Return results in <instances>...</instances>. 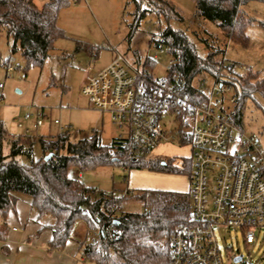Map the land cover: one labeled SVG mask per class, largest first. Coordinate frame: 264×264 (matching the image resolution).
<instances>
[{"label":"trees","instance_id":"obj_1","mask_svg":"<svg viewBox=\"0 0 264 264\" xmlns=\"http://www.w3.org/2000/svg\"><path fill=\"white\" fill-rule=\"evenodd\" d=\"M74 1L79 0H42L39 3L35 0H0V30L12 39L11 52L20 51L25 62L24 69L42 66L55 40L65 37L57 19L60 10ZM142 1L127 0L134 4L133 27L151 10L162 15L166 21L182 18L167 0H146L148 8H142ZM246 1L194 0L195 16L216 22L230 42L245 47L248 43L246 30L252 22L241 9ZM153 40L157 47H164L171 56L172 65L166 70L163 80L177 74L182 84L178 93L191 102L203 101L205 97L194 85L195 77L206 73L216 80H223L222 71L226 67L223 60L215 52L198 56L183 30L172 29L168 25ZM7 64L8 60H4L3 65L6 67ZM144 65L152 74L154 61L144 59ZM249 72L226 77V82L232 84L236 91L235 118L240 125L244 101L254 92L264 97V79H258L257 74ZM31 138V135L9 137L0 120L1 241L5 240L7 214L14 210L16 204L15 193H21L30 197L31 207L38 216L49 214L53 217L49 226L52 234L47 245L49 251L62 250L73 237L75 225L80 222L83 224L80 255L94 264L169 263L170 239L174 229L191 222L187 191L129 189L118 196L106 191L95 194L91 187L70 177L68 170L74 169L78 173L118 165L125 169L146 168L190 176L189 157L183 159L179 167L158 156L129 161L114 152L117 145L113 139L103 144L100 137L94 134L91 139L73 140L65 131L63 135L38 137L43 155L35 160L31 156ZM4 142L8 147L6 154L3 151ZM179 142L189 143V134L180 132ZM47 155L49 157L45 159ZM129 200L140 202L142 210L122 211V203ZM115 206L118 210L111 215L110 209ZM97 233V240L92 243L90 238Z\"/></svg>","mask_w":264,"mask_h":264},{"label":"rangeland","instance_id":"obj_2","mask_svg":"<svg viewBox=\"0 0 264 264\" xmlns=\"http://www.w3.org/2000/svg\"><path fill=\"white\" fill-rule=\"evenodd\" d=\"M167 1L181 15V20L173 18L166 21L162 15L151 10L134 27V4L127 0L72 2L60 10L57 19L65 37L55 40L53 49L40 67L24 69L25 62L20 51L11 52L13 41L4 30H0V120L7 134H22L16 126V120L23 117L26 111L31 112L34 107H38L45 118L36 132L31 131L33 159L37 160L43 155L38 137L56 135L59 126H65L73 140L87 137L92 130H96L101 142L108 144L121 130L110 121L108 114L89 105L81 92L85 76L104 67L119 52L129 60L149 57L154 61V77H165L166 65L171 56L164 47H161L160 53L153 38L168 25L187 34L198 56L217 53V57L226 66L221 79L244 75L247 73L246 67H250L248 72L257 74L258 79H264L263 0H247L241 6L242 12L252 21L246 30L248 43L245 47L230 42L216 22L196 17L194 0ZM141 6L148 8L147 1L143 0ZM4 60H8L7 65H20V69L8 72L3 65ZM227 64H231V70ZM193 81L195 85L202 81L201 89L206 94L214 83V77L205 73ZM55 119L59 124L53 123ZM163 123L168 131L178 125L173 117L166 115L162 118ZM240 128L247 135H256L264 149L262 95L254 92L244 101ZM7 150V143L4 142L5 154ZM152 154L179 167L180 162L190 155V144L179 141L161 143ZM68 175L91 187L95 194L106 190L116 196L129 189L185 192L189 186L187 174L146 168L125 169L118 165L81 171L80 178L76 170L69 169ZM15 195L30 198L21 193ZM121 209L125 212H138L142 210V204L133 200L124 201ZM47 215L43 219L51 220V215ZM82 227L83 224L78 222L74 230L81 234ZM217 243L225 264H264L263 232L252 244H246L238 230H226L217 236ZM235 254H242L243 261L234 263L232 256Z\"/></svg>","mask_w":264,"mask_h":264},{"label":"built area","instance_id":"obj_3","mask_svg":"<svg viewBox=\"0 0 264 264\" xmlns=\"http://www.w3.org/2000/svg\"><path fill=\"white\" fill-rule=\"evenodd\" d=\"M144 59L150 58L129 60L116 52L108 64L85 77L81 92L91 107L108 114L121 130L112 138L117 145L114 152L129 161L150 157L161 143L179 141L180 132L189 134L191 173L187 192L191 222L174 229L168 264H225L217 243L222 231L238 230L246 244L264 233V149L256 135L245 134L237 123L236 91L226 79H214L206 94L201 89L202 81L194 84L205 97L191 102L178 93L182 84L177 74L168 80L156 78ZM171 65L169 60L166 70ZM5 68L10 72L20 65ZM227 68L231 70V64ZM245 69L248 72L250 67ZM164 115L178 123L172 131L162 125ZM44 118L38 107L26 111L16 120L22 134L9 137L32 136L31 131L36 132ZM53 123L59 124L56 119ZM65 131V126H59L57 134ZM94 134L96 130L86 138ZM110 210L114 215L118 206ZM97 236L90 241L94 243ZM238 255L239 262L243 261L242 254H235L233 262Z\"/></svg>","mask_w":264,"mask_h":264},{"label":"crops","instance_id":"obj_4","mask_svg":"<svg viewBox=\"0 0 264 264\" xmlns=\"http://www.w3.org/2000/svg\"><path fill=\"white\" fill-rule=\"evenodd\" d=\"M77 176L80 178L81 172ZM15 196L14 210L9 211L6 218L5 240H0V264H94L80 255L79 241L83 228L81 234L74 230L73 237L62 250L49 251L47 245L52 236L49 226L53 217L45 221L43 216L48 215L38 216L31 207L30 198Z\"/></svg>","mask_w":264,"mask_h":264},{"label":"water","instance_id":"obj_5","mask_svg":"<svg viewBox=\"0 0 264 264\" xmlns=\"http://www.w3.org/2000/svg\"><path fill=\"white\" fill-rule=\"evenodd\" d=\"M48 157H49V155H47V156L45 157V159H47ZM240 259H241V255H238V256H236V257L234 258V262H239Z\"/></svg>","mask_w":264,"mask_h":264}]
</instances>
